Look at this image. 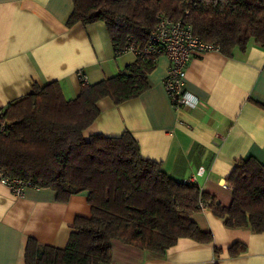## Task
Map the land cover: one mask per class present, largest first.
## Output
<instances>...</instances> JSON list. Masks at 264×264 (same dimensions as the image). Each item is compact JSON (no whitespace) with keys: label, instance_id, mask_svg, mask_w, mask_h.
<instances>
[{"label":"crops","instance_id":"crops-1","mask_svg":"<svg viewBox=\"0 0 264 264\" xmlns=\"http://www.w3.org/2000/svg\"><path fill=\"white\" fill-rule=\"evenodd\" d=\"M72 10V0H0V110L31 93L32 84L57 81L71 99L80 91L77 70L92 84L134 62L132 52L115 55L103 21L68 26ZM168 66L159 55L140 94L118 104L100 99L84 136L128 131L143 158L177 181L194 178L227 206L226 178L236 163L251 157L264 164V47L250 42L244 53L212 50L190 58L184 89L197 98L194 108L172 106L163 86ZM90 215L86 192L61 202L49 187L24 186L16 196L0 182V264H26L29 238L65 247L75 218ZM190 217L211 232L210 242L180 237L158 255L114 241L110 264H264V232L226 227L209 208ZM234 244L244 251L230 254Z\"/></svg>","mask_w":264,"mask_h":264},{"label":"trees","instance_id":"trees-1","mask_svg":"<svg viewBox=\"0 0 264 264\" xmlns=\"http://www.w3.org/2000/svg\"><path fill=\"white\" fill-rule=\"evenodd\" d=\"M191 2V3H190ZM66 24L103 21L120 55L130 45L141 48L162 15L178 19L189 7L194 34L215 44L226 56L244 53L250 42L264 47V0H72ZM156 58L136 55L125 71L98 82L80 84L66 99L57 81L32 84V92L0 110V173L27 186L49 187L56 200L86 192L89 217L78 216L63 248L27 240L26 264H110L112 243L119 241L152 254H163L178 238L210 242L190 214L205 202L229 228L264 232V164L239 160L226 180L232 186L227 206L197 184L177 181L158 162L143 158L136 139L84 130L99 114L98 101L115 104L149 87ZM209 201V202H208ZM245 246L234 244L232 255ZM215 251L218 248L214 247Z\"/></svg>","mask_w":264,"mask_h":264},{"label":"built area","instance_id":"built-area-1","mask_svg":"<svg viewBox=\"0 0 264 264\" xmlns=\"http://www.w3.org/2000/svg\"><path fill=\"white\" fill-rule=\"evenodd\" d=\"M185 1L189 3L190 0ZM189 18V7L184 9L183 15L178 19L160 15L141 48L130 45L124 50V52H132L135 56L147 54L157 59L159 55H164L167 58L169 66L163 79V86L175 109L185 106L194 108L198 103L197 98L184 89L186 66L190 58L212 50L219 51L215 44L205 42L194 34ZM76 76L80 84L87 83V78L81 69L76 71ZM3 129L4 124L0 123V132H3ZM189 181L194 183L195 179L190 178ZM0 182L6 184L16 196H20L23 187L27 186L20 178H8L1 173ZM199 207L203 210L207 204L200 201Z\"/></svg>","mask_w":264,"mask_h":264},{"label":"rangeland","instance_id":"rangeland-1","mask_svg":"<svg viewBox=\"0 0 264 264\" xmlns=\"http://www.w3.org/2000/svg\"><path fill=\"white\" fill-rule=\"evenodd\" d=\"M207 208V207H206Z\"/></svg>","mask_w":264,"mask_h":264}]
</instances>
